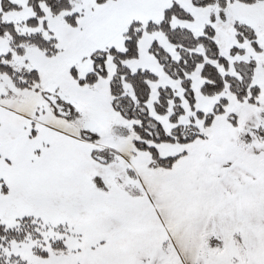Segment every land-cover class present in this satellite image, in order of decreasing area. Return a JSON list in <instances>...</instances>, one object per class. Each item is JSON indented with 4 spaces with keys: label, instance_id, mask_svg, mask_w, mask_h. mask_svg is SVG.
<instances>
[{
    "label": "snow or ice",
    "instance_id": "obj_1",
    "mask_svg": "<svg viewBox=\"0 0 264 264\" xmlns=\"http://www.w3.org/2000/svg\"><path fill=\"white\" fill-rule=\"evenodd\" d=\"M0 264H264V0H0Z\"/></svg>",
    "mask_w": 264,
    "mask_h": 264
}]
</instances>
